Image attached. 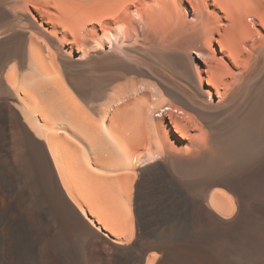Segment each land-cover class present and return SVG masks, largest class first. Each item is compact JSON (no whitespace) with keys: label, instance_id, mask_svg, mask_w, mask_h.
<instances>
[{"label":"bare ground","instance_id":"obj_1","mask_svg":"<svg viewBox=\"0 0 264 264\" xmlns=\"http://www.w3.org/2000/svg\"><path fill=\"white\" fill-rule=\"evenodd\" d=\"M263 150L264 0H0V264H246Z\"/></svg>","mask_w":264,"mask_h":264},{"label":"rangeland","instance_id":"obj_2","mask_svg":"<svg viewBox=\"0 0 264 264\" xmlns=\"http://www.w3.org/2000/svg\"><path fill=\"white\" fill-rule=\"evenodd\" d=\"M188 12L190 15L191 14L190 7L188 9ZM214 45L217 46L218 48L217 52L215 53V56L218 57L220 56L219 47L216 42L214 43ZM191 52L192 50H190L189 54ZM190 56L194 63H197V65H199L200 67L202 66L204 67L205 65L204 59H203L204 56H202L201 54H195L193 52L191 53ZM204 85L208 87L207 82H205ZM215 99H218V97L215 96ZM155 101H160V97L158 96L155 97ZM259 159L262 160L261 164H264V150ZM235 170L237 172L242 173L244 170H246V168L238 167ZM225 181H229V180H225ZM216 186L219 189L227 190L225 186L222 184H217ZM227 191L230 192L229 190ZM257 201H259V198H257ZM215 211H216L215 213L217 217H216V223L214 226V230L212 231V234L214 235L213 240L215 241V244L218 245L219 251L221 252L230 251V253L239 254L240 257L242 258L244 257V261L246 262V264L248 263L249 264H264V241L253 242V240H248V238L244 236V233L242 234L243 232L241 229L242 223L237 217H230L229 215H226L220 212L219 210H215ZM236 212L235 214H237Z\"/></svg>","mask_w":264,"mask_h":264}]
</instances>
